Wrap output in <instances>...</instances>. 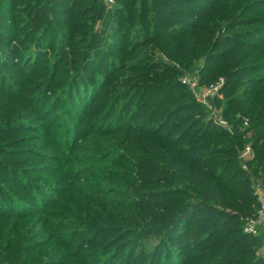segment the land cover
<instances>
[{"label":"rangeland","instance_id":"obj_1","mask_svg":"<svg viewBox=\"0 0 264 264\" xmlns=\"http://www.w3.org/2000/svg\"><path fill=\"white\" fill-rule=\"evenodd\" d=\"M1 1L4 3L7 0ZM22 1L19 0L18 3L15 0L8 1L9 6L13 7L15 11V22H11L14 21L12 19L6 21L0 13V23L5 22L7 26L17 27L15 29L19 31V36L14 42L20 46V48L16 47L15 51H17V54L13 58L6 57L9 54H5L6 56H4V54H1L2 51H0V77H4L6 85L9 80L15 83L18 89L21 90V92H18V95L21 93V96L25 95L24 87L26 86H40V84L36 83L48 81L50 77L51 79L56 78V80L51 92H47L50 95L45 93V97L42 96V102L47 99L48 103L39 104L41 101H38L36 103L34 102L32 106H22L19 98L11 99L10 106L13 108L16 107L18 110L21 107L25 108H21L22 112L18 114L21 115L19 118L17 115L13 119H9L7 116L5 120L3 119L6 122L0 123V143H6L8 153L6 155L0 154V160H3L0 164V200L7 204L6 207L9 212H13V218L20 221L22 219H28L27 221L31 223V219L39 216L45 209L49 211L53 209L54 212L56 211L55 215L60 216L59 218L61 219H65L63 221L64 223H69L70 217H62L70 216L73 213L70 204L74 203L76 197L79 201V209L74 211L79 216L85 214V219L87 220H84L89 222V224L81 222V225L84 226V228H81L82 233H92L95 224L99 223L93 217L99 216V219L103 217L109 219L105 213L106 211L102 209V207L109 208L108 203L102 202V200L98 199V196L92 198L90 194L84 195L82 190H79L77 187L79 185L85 188L86 183H82L81 181L73 182L71 178L67 181L68 178L64 175L65 170H61L59 164L53 161L59 157L63 158L65 162H70V158H72L75 151L73 150V146H78L83 141L84 136L99 133L100 124L99 122H97V125L93 124L95 119L91 116L98 118L100 115L101 117H105L109 114L111 116L106 121L107 126L106 128L105 125L103 126L101 133L115 134L116 138L114 141L117 142L116 145L118 147L116 148L115 157L120 162L112 165L111 161H107L102 163L100 168L104 170L108 169L111 171L110 173L114 171L122 178V181L118 182L117 186L114 185V194H110L109 198H117V192L120 194L127 190L130 196H133L139 202L144 201L148 197V199L146 198V205L150 208L149 211L144 210V214L142 215L153 217L160 222H163L161 220L167 221L174 214L173 209H177L178 201L180 203L195 201L194 199H188L183 196L178 198V182H182V178L178 177V148L191 149V147L203 142L206 143L210 140H215L220 145H223L224 142L220 138H212L211 134L207 131L203 132L198 122H192L191 119L184 121L178 117V105L183 104V100L178 103L179 93L186 92V94H192L191 96L194 97L196 103L203 107L204 110L201 108V111L205 113L204 116L194 113V108L190 111V113L192 112L194 114L195 120H212L216 126L227 131L228 136L233 137L237 127L238 129L241 127L242 130L249 129L250 121L248 118H241L236 115L235 119L238 120L240 118L239 121H241L240 126H236L234 124V118L232 117L233 112L228 113V115L226 114L229 109H225V103L227 102V98H229L228 91L230 89L226 91L227 81L225 77L214 74L219 67V63H217L218 60H214L212 57L225 58L230 53L229 49L235 45L234 42L224 43L212 57L209 55L199 56L194 63L186 62L181 65L178 62V58L172 53L175 46L174 39L178 40L179 37L185 36V33L196 31L197 26L203 25L205 21L215 19L216 16L210 18L211 10L215 8L214 5L226 0H178L188 5V7L179 6L177 8L173 6L171 10L165 11V16H167L166 25L162 24L155 33L154 26L147 22L144 25V32H139L140 35H136L138 33L137 30L134 32L131 28H127V26L135 23V19L133 18L134 14L128 8L124 10L125 12L123 8H119L116 3L117 0H112L113 4H107L105 0H98V2L102 3L105 11L102 18L96 20L94 24L93 18H91L93 14L88 9L84 10L88 0H72L73 2H70V7H67L65 11L59 13H56L54 11L55 7L51 5L48 9L51 16L55 14L60 15L71 22L72 25L75 24V26L77 23L87 22L90 28L93 27V31L98 35L104 34L102 28L105 27L106 22L112 27L120 23L121 26L124 25V29L126 28V31L122 30L123 35L119 38L116 48H114L113 44L109 48L110 55H107L106 64H113V67L108 66V71L104 74L101 73L102 67L95 63V67H91V72L88 77L84 73V66L80 71L79 69L73 68L72 51L75 50L77 41L72 42L71 39L62 40L64 38L60 36L61 34L59 35V33L66 32L68 27L53 23V30L58 32V34L53 36V39L43 34L44 37L41 40V44H39L38 40L42 34L40 32V35L38 34L37 36L35 34L27 40L26 34L29 27H27L26 20L32 17V14H30L32 10L29 13L25 10L24 5L35 0H24L25 3ZM19 3L22 5L21 8H17ZM96 5H98L97 2ZM96 5L94 4L93 6L96 7ZM147 7H149V4H147ZM80 9H83L81 11L82 17L77 18ZM250 9H256L251 19H254L253 17L256 16L259 17L258 25L253 28H257V34L254 38L256 40L259 39L262 45H264V0H254ZM111 12H117V15L115 16L114 14L109 17L108 14ZM125 13L128 14V17L127 15L125 16ZM237 25L239 27L234 30V33L241 36V33H244L246 28L242 27V21H238ZM111 26L109 27L110 30L112 28ZM82 31L81 33L83 34L84 32ZM77 32L79 30L75 29L74 33ZM11 39L4 37L0 41V49H10L9 43H6L5 40L11 41ZM237 41L241 42V40ZM169 42L173 43L174 46L168 48V45H170ZM30 43L35 45V49L32 50L33 52H30L34 54L31 56L32 60L35 58L34 63L28 61L30 56L25 58ZM151 44L156 47V50L154 54L151 52L154 55V59L152 60V64L148 66V70H141L137 73L124 68V64L120 62V53L122 55L127 53L137 55V53L144 49L142 47ZM259 48L260 52H264V48H261L260 45ZM213 50L214 46L211 47V51ZM256 51V49L249 47L247 50L238 51L237 55L248 58L243 65H252L256 62ZM23 54L26 55L23 56ZM14 60L15 62L18 61V63L12 64ZM210 60L212 61L209 62ZM73 72L80 73L77 77V80L79 79L77 85L61 88V83L65 79L67 81ZM90 74L92 75L91 80L89 79L91 77ZM165 76H168L167 79H176V88L170 90L171 93L168 100L163 93L157 94V96L164 95L163 98L166 103L162 109L163 112L168 109H177L173 112L174 117L170 116L167 118V122L159 126L160 132L156 133L160 136L150 138L145 143L146 145L142 144L139 139L134 138V142L126 138L122 139L121 135L127 127L126 122L129 123L132 132L139 133V128L144 125L145 119L143 114L146 113V105L150 104L148 102L152 95L150 94L145 98L134 101L128 108H123V105L121 106L120 104L121 101L120 103L117 102V98H115L116 101L111 100L115 91L119 86L133 79L134 82L137 81L138 83L144 80L149 82L148 85L155 87L149 89V91L155 89L156 93H160L158 83ZM261 78H264V73L262 72L246 76L247 80ZM59 80L60 82H57ZM79 82L83 85L81 86ZM83 87L84 89H89V87L93 88L92 94L94 93V97L89 100L88 104L85 103L84 95L81 92ZM68 88L70 89L68 90ZM77 90L80 91L79 94H77ZM253 90L250 88L251 93H253ZM245 91L244 87H239L232 97L235 96V99H239L243 95H247ZM144 93H146V89ZM250 98H252V94ZM124 101H127V98ZM80 102L82 103L80 104ZM124 109H129L128 111L130 112L133 111L131 116L129 115L130 112L124 114ZM154 119V124L158 125V122ZM242 123L243 126H241ZM252 136L253 133L247 134L241 140V148L236 144L239 147L236 155L232 154V152L227 156L217 155L218 161H220L219 163H221L222 159L228 158L221 163L223 169L232 171L241 166L244 172H250L247 163L250 159L254 158V151L251 145H249ZM198 137L203 138L197 139ZM156 139L161 141L158 145L154 142ZM231 147L232 149L236 148L230 145ZM210 149H213V147ZM248 149L250 150L249 152ZM0 153L2 152L0 151ZM233 160L238 161L239 164L233 162ZM12 162H16V164H11ZM215 165L216 163L212 164V166ZM7 167L13 172H10ZM70 168L71 165L67 164V169ZM126 170L128 171L124 173ZM125 176L132 177L134 181L130 182V179L128 180V177ZM184 181L186 182L188 180L185 179ZM115 182L113 180L111 184ZM251 184V191H253L252 197L257 204L255 208L253 206V216H255L261 204V197H264V187L260 183ZM68 187L72 188L65 194ZM191 187H193L194 193L196 191L197 195H201L203 191L201 185L191 183ZM109 188H105L102 195L110 193L111 188ZM137 190L143 191V193L138 196L135 192ZM12 198L14 199L13 201L8 200ZM221 200L222 203L217 205L221 211L228 214H235L237 212L236 204L231 197H223ZM57 202L60 203L57 205ZM161 209L167 210L164 212ZM26 213L29 214L22 216V214L25 215ZM111 216L115 217L113 214ZM1 217H4V214L3 216L0 215ZM118 218L117 216L113 219L115 225L120 223L118 222ZM250 219H246L244 231L249 227L248 221ZM24 223L26 224V222ZM65 225L67 226V224ZM66 226L63 227V232L69 231L68 229L70 227L66 228ZM106 226L108 225L103 224L100 229L99 227L95 229L96 236L88 237V235H83L73 242L75 248V245L77 243L79 244V249L84 254V258L87 253H99L100 256L105 253L103 255L106 256L105 258L113 257V264H139V262L145 261V259L140 260L139 257L141 254L157 252L154 260L155 264H192L189 258L190 254H188L193 250L191 248L192 246L186 252V256L179 257L178 246L177 249H171L169 247L171 244L167 246L161 237L150 236L142 240L139 239L138 242H130L135 239H131V237L125 238L113 232L114 230L106 228ZM230 229L232 227L221 229V234H218L217 237L227 233ZM261 229H264V227L260 228L259 231ZM259 231L257 235H259ZM99 234L101 235L100 240L96 244L92 243ZM61 235L65 234L61 233ZM257 235L252 234V236ZM48 238L49 234L43 237L44 240ZM82 238L90 239V241L81 240ZM253 245L250 241L245 248H252ZM196 248L197 251H200L204 247H198L197 245ZM119 249L122 250L120 251ZM183 249L185 250V248ZM239 249L243 248L239 246L237 247V251H240ZM118 251L122 252V254L117 255L116 253ZM168 251H171L169 256L164 253ZM255 252H257V256L260 258H264V247L260 251L255 250ZM61 253L64 252L61 251ZM231 259L239 258L237 255H234ZM87 261L89 260L87 259ZM193 264L199 263L193 261Z\"/></svg>","mask_w":264,"mask_h":264},{"label":"trees","instance_id":"obj_2","mask_svg":"<svg viewBox=\"0 0 264 264\" xmlns=\"http://www.w3.org/2000/svg\"><path fill=\"white\" fill-rule=\"evenodd\" d=\"M8 1L9 0L6 2L9 6ZM18 1L19 0H15L16 3H18ZM73 1L35 0L24 5L25 10L29 13L32 10L30 13L32 17L26 20L28 24L27 27H29L26 34L27 40L35 34L38 36L41 32L42 34H39L40 39L38 40L39 44H41V40L44 37L43 34L45 36H50L52 39L55 34H58V32H55L52 28L53 23L66 26L68 27L67 31L59 33V35L61 34L60 36L64 38L62 40L71 39L72 42L77 41L75 50L72 51L73 68L79 69L80 71L84 66V73L88 77L91 72V67H95L96 63V65L102 67L101 73L106 74L108 66L113 67V64H106L107 55H110L109 48L111 44L116 48L119 38L123 35L122 30L126 28L124 29V25L121 26L120 23L112 27L106 22L104 25L105 27L102 28L104 34L98 35L93 31V27L90 28L87 22L77 23L75 26V24L72 25L71 22L60 15H56L55 13L54 16L50 15L48 9L51 5L55 7L54 11L59 13L65 11L67 7H70V2ZM177 1L178 0H117L116 3L119 8H123V11L128 8L133 12L135 23H132L131 26H127V28H131L134 32L137 30L138 33L135 34L140 35L139 32H144V25L147 22L154 26L155 33L162 24L166 25L167 16H165V11L171 10L173 6L177 8L179 6L188 7L185 3ZM6 2L2 3L0 0V13L6 21L12 19L14 21L11 22H15V11L13 7H8L7 4L5 5ZM22 2H24V0ZM87 2L84 10L88 9L90 13L93 14L91 18H93L94 24L96 20L102 18L105 9L98 0H88ZM96 2L98 5H96ZM252 2H254V0H226L224 2H219L214 5L215 8L211 10L210 14V18L216 16L215 19L205 21L203 25L197 26L196 31L185 33V36L179 37L178 40L174 39L175 46L171 42H169L170 45H168V48L174 46L172 53L178 58V62L182 65L186 62L194 63L199 56L209 55L212 57L224 43L234 42L235 45L229 49L230 53H228L225 58L212 57L214 60H218L217 63H219V67L214 74L225 77L227 81L226 91L230 89V91H228L229 98H227V102L225 103V109H229L226 114L228 115V113L233 112L232 117L234 118V124L236 126H240L239 124L241 122L239 121L240 118L238 120L235 119L236 115L241 118H248L250 121L249 129L242 130L241 127L239 129L237 127L235 135L233 137L228 136V132L216 126L212 120H195L194 114H192V112L190 113V111L194 108V113L204 116L205 113L201 111L203 107L196 103L194 97L191 96L192 94L187 93V95L186 92L179 93L178 103L183 100V104L178 105V117L182 118L184 121L191 119L192 122H198L203 132L207 131L211 134L212 138L217 137L224 142L223 145H220V143H216L215 140H210L206 143L203 142L191 147V149L178 148V177L182 178V182H178V198L183 196L188 199H194L195 201L184 203L178 201L177 209H173L174 214L171 215L167 221L161 220L163 222H160L153 217L142 215L144 214V210L149 211L150 207L146 205L148 197H146L147 199L145 198L144 201L139 202L133 196H130L127 190L120 194L117 192V198H109L110 194H114V185L117 186L118 182L122 181V178L114 171L110 173L111 171L108 169H101L100 165L107 161H111L112 165L120 162L119 159L115 157L116 148H118L116 145L117 142L114 141L116 136L115 134L101 133V129L104 125L106 128V121L111 114L105 117H101L100 115L98 118L91 116L95 119L93 124L97 125V122L100 124L99 133L93 135L88 134L83 137V141L78 146H73V150L75 151L72 158H70V162H65L63 158L59 157L53 161L59 164L61 170H65L64 175L67 176V181L71 178L73 182L81 181L82 183H86L85 188L79 185L77 187L79 190H82L84 195L90 194L92 198L98 196V199L102 200V202L108 203L109 208L102 207V209L106 211L105 213L110 220L105 217L99 219V216H95L93 217L94 220L99 223L96 222L97 224L93 227L92 233H82L81 228H84V226L81 225V222H85L84 224H89V222L85 221L87 220L85 219V214L79 216L77 212L74 211L79 209V201L76 197L74 203L70 204L73 213L70 216L62 217H70L69 223H64L63 221L65 219H61L59 218L60 216L55 215L56 211L54 212L53 209L51 211L45 209L39 216L32 218L31 223L27 221L28 219H22L21 221L16 220L13 218V212L8 211L6 207L7 204L0 200V215L3 216L4 214V217L0 218V264H113V257L105 258L106 256H103L105 253L101 256L99 253H87L85 259L83 257L84 254H82L81 249H79V244L77 243V245H75L76 248L73 246V242L83 235H88V237L96 236L95 229L98 227L100 229L103 224L108 225L106 228L114 230L113 232L125 238L131 237V239H135L130 242H138L139 239L142 240L150 236L161 237L167 246L171 244L169 246L171 249H177L178 246L177 250L179 257L186 256V252L190 250L189 248L192 246L191 248H193V250L188 253L190 254L189 258L192 264L193 261L199 264H264V258H260L257 256V252H255V250L260 251L264 247V229H261L257 236L249 235L244 231L246 219L254 217L253 206L254 208L257 206L255 199L252 197L253 191H251V183H260L264 187V78L257 80L246 79L247 75L256 74L257 72L264 73V52H260L259 48V45L261 48H264V45H262L259 39L256 40L254 38L257 34V28H253L258 25L259 17L256 16L253 17L254 19H251L252 14L256 10L250 9ZM94 4L96 7L93 6ZM147 4H149V7H147ZM21 6L22 5L19 3L17 8H21ZM82 10L83 9H80V11H78L77 16H79L77 18L82 17ZM114 14L116 16L117 12H111L108 16L110 17ZM126 15L128 17V14L125 13V16ZM238 21H242V27L246 28L245 32L241 33V36L234 33V30L239 27L237 25ZM6 24L5 22L0 23V41H2L4 37L12 38L11 41L5 40L6 43H9L10 49H0V51H2L1 54H4V56H6L5 54H9L6 57L13 58V56L17 54V51H15L16 47L20 48V46L14 42L19 36V31L15 29L17 27H12L11 25L7 26ZM110 26L112 27L111 30L109 29ZM75 29H78L79 32L74 33ZM81 31L84 33L82 34ZM237 40H241V42ZM136 42L138 43L137 39ZM28 46L27 49L29 50L27 55L25 54V56L23 54V56H25V58L30 56L28 61L34 63L35 58L34 60L31 59V56L34 54L31 53L33 52L32 50L35 49V45L30 43ZM212 46H214L213 51H211ZM249 47L257 50L256 62L252 65H243L248 58L245 56H238L237 52L247 50ZM142 48L144 49L137 53V55H133L132 53L122 55V53H120V62L124 64V68L137 73L141 70H148V66L152 64V60L154 59V55H152L151 52L154 54L156 47L151 44L145 45ZM15 60L12 61V64L18 63V61L15 62ZM211 61L212 60L209 62ZM54 69L56 70L55 66ZM79 75L80 73L73 72L70 78L68 77L67 81L65 79V81L61 83V88H64V86H76L79 80H77V77ZM90 76L89 79L91 80L92 75L90 74ZM167 78L168 76H165L162 78V81L158 83L160 93H156L155 89L149 91V89L155 88L153 85H148L149 82L144 80L138 83L137 81L134 82L133 79L119 86L115 91L111 100L116 101L115 98H117V102L120 103L121 101L120 104L121 106L123 105V108H128L134 101L145 98L150 94L152 95L148 102L150 104L146 105V113L143 114L145 121L143 127L139 128V133L132 132L129 123L125 121L127 127L121 135L122 139L126 138L134 142L135 138L146 145L145 143L147 140H150V138L160 136L156 134L160 132L159 126L164 125L165 122H167L166 119L173 116L174 110H177L168 109L163 112L162 109L166 103L163 98L164 95L157 96V94L163 93L168 100L171 93L170 90L176 88V79ZM4 80V77H0V123H5L6 121L4 120L7 116L9 119H13L17 115L19 118L21 115L18 114L22 112L21 108H25L21 107L19 110L16 107L13 108L10 106V102H12L11 99L19 98L22 106H32L34 102L36 103L38 101H41L39 104L48 103L46 98V100L42 102V96L48 91L51 92L56 78L51 79L50 77L48 81L36 83L40 84V86L35 87V85H33L34 87H24L25 95L23 96H21V93L18 95V92H21V90L18 89L15 83L9 80L6 85ZM68 81L69 83H67ZM57 82H60V80ZM80 85L82 86L83 84L80 83ZM239 87H244L246 90L245 94L247 95L235 99V96L232 97V95H235ZM250 88H252V90L254 89L253 93L250 92ZM69 89L70 88H68V90ZM145 89L146 93H144ZM92 91L93 88L91 87H89V89H84L83 87V90H81L83 93L82 95H84L85 103L87 104L89 100L94 97ZM79 92L80 91L77 90V94H79ZM251 94L252 98H250ZM55 95L57 94L55 93ZM125 98H127V101H124ZM81 103L82 102H80V104ZM128 110L129 109H124L123 113L126 114L130 112ZM132 112L133 111L130 112V116ZM153 119L158 122V125L154 124ZM241 126H243V123ZM250 133H253V136L250 139L249 145H251L254 151V158L250 159L247 163L250 172H244L241 166L232 171L223 169L221 163L228 158L222 159L221 163H219L220 161H218L217 155L227 156L231 154V152L236 155L237 149L242 147L241 140ZM202 138L203 137H198L197 139ZM156 140L154 142L158 145L161 141L159 139ZM236 144L239 147H237ZM230 145L236 148L232 149ZM212 147L213 149H210ZM0 151L2 152L0 153L1 155L8 154L6 143H0ZM1 162H3V160H0V164ZM233 162L238 163L236 160H233ZM215 163L216 165L212 166V164ZM11 164H16V162H12ZM67 164L71 165L70 169H67ZM7 169L13 172L9 167H7ZM127 171L128 170L124 171V173ZM129 179L130 182L134 181L132 177H128V180ZM185 179L188 181L185 182ZM113 180L117 182L111 184ZM191 183L201 185L203 189L201 195H197L196 191L194 193ZM108 187L111 188H109L110 193L102 195L105 188L108 189ZM71 188L68 187L65 194L68 193ZM135 192L138 196L143 193V191L138 190ZM223 197H231L233 199L237 209L235 214L225 213L217 207L219 203H222L221 198ZM8 200L13 201L14 199ZM59 203L60 202H57V205ZM3 210L5 211L3 212ZM161 210L165 212L167 209ZM28 214L29 213L25 215L22 214V216ZM112 214L115 217H112ZM117 216L119 217L118 222L120 223L115 225L113 219ZM24 222H26V224ZM65 224H67V226ZM65 226L66 228L70 227V229H68L69 231H62ZM229 227H232V229L217 237L218 234H221V229ZM61 233L65 235H61ZM46 234H49V238L44 240L43 237ZM100 238L101 235H97L92 243L96 244ZM81 240L90 241V239L86 238H82ZM250 241L254 244L253 247L245 248ZM197 245L198 247L204 248L197 251ZM90 246H92V244H90ZM239 246L243 249L237 251V247ZM183 248H185V250ZM119 250L121 251L122 249ZM61 251L64 253H61ZM120 251L116 254H122ZM236 251L237 253L234 254ZM170 252L171 251L164 253L169 256ZM156 254L157 252L141 254L139 257L140 260L142 261L145 259V261L139 262V264H155L154 260ZM234 255H237L239 259L230 260ZM87 259L89 261H87Z\"/></svg>","mask_w":264,"mask_h":264},{"label":"built area","instance_id":"obj_3","mask_svg":"<svg viewBox=\"0 0 264 264\" xmlns=\"http://www.w3.org/2000/svg\"><path fill=\"white\" fill-rule=\"evenodd\" d=\"M107 4H113L112 0H105ZM216 125V124H215ZM223 125V123H221ZM250 150L248 149V152ZM249 227L245 230V233L251 235H257L260 228L264 227V197H261V204L257 215L251 218L249 221Z\"/></svg>","mask_w":264,"mask_h":264}]
</instances>
